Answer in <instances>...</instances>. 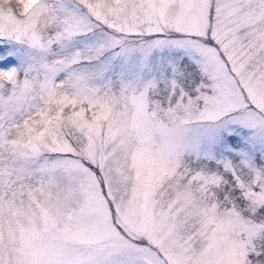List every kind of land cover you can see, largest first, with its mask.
I'll use <instances>...</instances> for the list:
<instances>
[{
	"label": "snow or ice",
	"instance_id": "snow-or-ice-1",
	"mask_svg": "<svg viewBox=\"0 0 264 264\" xmlns=\"http://www.w3.org/2000/svg\"><path fill=\"white\" fill-rule=\"evenodd\" d=\"M0 264H264V0H0Z\"/></svg>",
	"mask_w": 264,
	"mask_h": 264
}]
</instances>
